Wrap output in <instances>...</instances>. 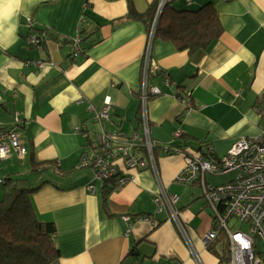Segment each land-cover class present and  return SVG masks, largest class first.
Returning <instances> with one entry per match:
<instances>
[{
    "label": "crops",
    "instance_id": "obj_1",
    "mask_svg": "<svg viewBox=\"0 0 264 264\" xmlns=\"http://www.w3.org/2000/svg\"><path fill=\"white\" fill-rule=\"evenodd\" d=\"M153 1L131 0L138 13ZM172 1L192 10L211 2L222 32L193 53L153 37L149 56L156 68L149 67L147 80L150 26L128 13L129 0H6L0 6V130L14 128L26 147L22 159L11 152L0 160V197L8 175L38 185L32 205L38 219L55 227L59 264H221L215 254L220 243L201 241L213 225L201 181L184 185L175 177L187 157L221 158L236 140L257 137L264 128V0ZM38 60L47 64L39 68ZM145 83L160 89L146 105L149 136L159 145L158 174L179 197L178 216L200 263L168 215L155 213L152 197L159 187L150 168L127 170L117 161L132 178L113 189L78 167L101 130L140 132ZM107 98L109 118L97 119ZM175 143L178 153L162 150ZM32 161L48 168L29 173ZM212 175L218 176L207 173L206 182L212 184ZM143 215L156 223L130 220L126 230L124 216Z\"/></svg>",
    "mask_w": 264,
    "mask_h": 264
},
{
    "label": "built area",
    "instance_id": "obj_2",
    "mask_svg": "<svg viewBox=\"0 0 264 264\" xmlns=\"http://www.w3.org/2000/svg\"><path fill=\"white\" fill-rule=\"evenodd\" d=\"M172 0H158L153 21L150 25L149 42L145 51L144 75L147 80L149 67L156 68L150 59V42L154 37L157 17L163 6ZM190 3V0H186ZM75 52L79 50L77 42ZM33 42L40 43L35 37ZM39 68L47 64V61L34 62ZM160 93L156 85L144 84L140 93L141 113L140 132L126 135L124 132L112 129L101 130L92 140L90 146L82 151L78 160L79 168H89L94 177L104 181L113 189H118L131 180L129 173L123 172L117 164L121 161L125 169L150 168L158 182V191L153 195L152 201L155 213H166L168 219L173 221L179 234L187 242L193 259L200 263V258L189 242L187 229L178 216L176 203L178 195L167 191L158 174L155 148L158 143L149 136L146 105L151 95ZM183 103L190 106L188 98H183ZM110 100L104 101V106L97 119L109 118ZM15 124L20 122L16 113L13 117ZM76 127V131H80ZM178 130L174 137H179ZM162 150L167 154H175L180 151L175 145L163 146ZM11 152H15L22 159L26 154V147L19 138L14 128L0 130V160L6 159ZM214 175L232 174L230 180L211 184L204 179L205 174ZM175 180L191 185L201 181L203 198L210 208L212 228L205 232L201 241L204 246H209L219 235L227 239L228 259L223 264H264V128L254 138L242 137L231 144L227 153L218 159H206L197 154L187 157L186 161L175 177ZM88 190L94 191L93 184L87 185ZM126 230L129 231L132 220H146L150 224L156 221L152 215H143L131 218L123 217ZM131 220V221H130Z\"/></svg>",
    "mask_w": 264,
    "mask_h": 264
},
{
    "label": "trees",
    "instance_id": "obj_3",
    "mask_svg": "<svg viewBox=\"0 0 264 264\" xmlns=\"http://www.w3.org/2000/svg\"><path fill=\"white\" fill-rule=\"evenodd\" d=\"M128 13L143 18L150 26L157 0L146 11L138 13L131 0ZM84 28H80L82 34ZM219 16L211 2L197 9H177L172 1L166 3L157 17L154 39L169 41L178 50L193 53L207 48L221 34ZM175 145L182 149L180 145ZM48 166L43 162L30 163L29 173H42ZM0 197V264H59L60 250L55 243V227L52 222L41 221L34 211L31 195L39 187L27 176L8 175L2 184ZM220 243L215 254L221 264L228 259V244L224 235L216 239Z\"/></svg>",
    "mask_w": 264,
    "mask_h": 264
},
{
    "label": "rangeland",
    "instance_id": "obj_4",
    "mask_svg": "<svg viewBox=\"0 0 264 264\" xmlns=\"http://www.w3.org/2000/svg\"><path fill=\"white\" fill-rule=\"evenodd\" d=\"M174 1H172L173 4ZM175 3V2H174ZM174 5V4H173ZM177 6V5H174ZM260 134V132H259ZM230 176H232V174H227V175H218V176H211L208 177V179L212 182V183H218V182H224L227 180V178H230Z\"/></svg>",
    "mask_w": 264,
    "mask_h": 264
},
{
    "label": "clouds",
    "instance_id": "obj_5",
    "mask_svg": "<svg viewBox=\"0 0 264 264\" xmlns=\"http://www.w3.org/2000/svg\"><path fill=\"white\" fill-rule=\"evenodd\" d=\"M6 0H0V6H3L5 4ZM8 2H12V0H8ZM15 3H19V0H15Z\"/></svg>",
    "mask_w": 264,
    "mask_h": 264
}]
</instances>
